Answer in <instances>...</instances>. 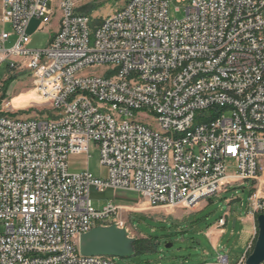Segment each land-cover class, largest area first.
Returning a JSON list of instances; mask_svg holds the SVG:
<instances>
[{"label": "built area", "instance_id": "obj_1", "mask_svg": "<svg viewBox=\"0 0 264 264\" xmlns=\"http://www.w3.org/2000/svg\"><path fill=\"white\" fill-rule=\"evenodd\" d=\"M51 2L0 0V24L12 29L0 33V66L29 72L32 92L54 115L21 125L10 104L0 111V264H117L79 253V237L93 226L128 230L126 208L96 210L91 186L135 193L153 208L190 209L226 186L251 183L249 214H264V0H188L181 19L169 18V0H128L126 12L100 21L93 50H86L88 15L76 0H60L57 31L46 48L29 50L28 25L48 22ZM185 57L196 67H180ZM103 66L114 74L84 72ZM200 71L211 78L194 81ZM142 78L152 86L142 87ZM222 103L238 105V113H221ZM140 111L155 116L154 131L133 117ZM205 111L210 124L186 130ZM91 147L104 181L68 172V157L88 156Z\"/></svg>", "mask_w": 264, "mask_h": 264}, {"label": "rangeland", "instance_id": "obj_2", "mask_svg": "<svg viewBox=\"0 0 264 264\" xmlns=\"http://www.w3.org/2000/svg\"><path fill=\"white\" fill-rule=\"evenodd\" d=\"M128 0H81L77 3L78 12L89 17L90 46L94 40L93 34L100 21L122 9ZM188 0L180 2L169 0L168 16L170 19H181ZM52 14L48 22L34 18L27 28L30 39L29 50H43L59 25L60 11L57 3H49ZM178 10V11H176ZM12 33L9 24H0L1 32ZM15 35L4 44L9 49L15 42ZM85 73H93L111 77L114 72L111 66L95 69H85ZM29 72H9L6 65L0 66V111L4 106H10L17 111L13 117L20 120L36 119L37 117L54 118L53 112L41 104L32 92ZM108 112V111H107ZM195 115L194 127L207 121V113ZM214 114L215 111H210ZM221 113H227L221 110ZM114 115V112H112ZM135 119L143 122L152 130L156 129L155 116L146 111L133 112ZM97 151L91 147L89 155H70L67 159L69 173H79L89 170L95 179L104 181L107 170L99 165ZM231 162H227V175L234 174ZM251 183L229 185L205 201H201L190 209L153 208L139 195L132 192L110 189L99 192L94 186L89 189V199L92 206L100 211L108 203L124 205L122 219L127 222L131 237L138 242V250L151 252L159 247L157 254L135 255L127 259L114 258L117 264H215L220 257L227 259L229 264H244L245 253L251 254L256 239L257 226L254 217L249 214ZM225 219V225L219 221ZM0 232L2 227L0 226ZM172 244L166 248L167 244ZM264 264V263H263Z\"/></svg>", "mask_w": 264, "mask_h": 264}, {"label": "water", "instance_id": "obj_3", "mask_svg": "<svg viewBox=\"0 0 264 264\" xmlns=\"http://www.w3.org/2000/svg\"><path fill=\"white\" fill-rule=\"evenodd\" d=\"M257 239L251 254L244 264L264 263V214L256 217ZM136 239L131 237L125 228L115 224L96 226L79 237V253L82 256H103L110 258L127 259L135 256ZM172 244H167L169 248Z\"/></svg>", "mask_w": 264, "mask_h": 264}, {"label": "bare ground", "instance_id": "obj_4", "mask_svg": "<svg viewBox=\"0 0 264 264\" xmlns=\"http://www.w3.org/2000/svg\"><path fill=\"white\" fill-rule=\"evenodd\" d=\"M81 0H76L77 3ZM56 2L57 7H60V0H52L51 3ZM127 3L125 6L120 9L118 12H126ZM258 15H264V3L258 6ZM89 25V22H88ZM89 29V27H88ZM92 45L90 46L89 38H87L86 42V50H93L95 49V38L92 41ZM180 67L182 68H190L196 67V59L193 57H185L184 60H180ZM211 78V71H200V72H193V79L194 81H202L203 79ZM121 81H131V73H122L121 74ZM152 86V79L150 78H142V87H151ZM227 96L228 97H236V90L235 89H227ZM187 106H196V97H188L187 99ZM221 110H226L227 113H238V105H234L233 103H222ZM112 119H122V112H114L112 115ZM207 121L202 124H210V116L206 117ZM194 120L191 119L190 122H186V130H194ZM21 125H36V119H29V120H20ZM196 127H201L199 124ZM144 130L147 131H154L148 126L143 125ZM168 135H176V128H168ZM96 226H93L95 228Z\"/></svg>", "mask_w": 264, "mask_h": 264}, {"label": "trees", "instance_id": "obj_5", "mask_svg": "<svg viewBox=\"0 0 264 264\" xmlns=\"http://www.w3.org/2000/svg\"><path fill=\"white\" fill-rule=\"evenodd\" d=\"M256 217H257V214L254 215L255 222H256ZM255 225H256V223H255ZM137 246H138V242L136 241L135 242V250H136V254L135 255L157 254L159 252V247L158 246H156L154 248V250L151 251V252L150 251L149 252H141V251L138 250ZM248 256H249V253H245L244 258L246 259Z\"/></svg>", "mask_w": 264, "mask_h": 264}, {"label": "crops", "instance_id": "obj_6", "mask_svg": "<svg viewBox=\"0 0 264 264\" xmlns=\"http://www.w3.org/2000/svg\"><path fill=\"white\" fill-rule=\"evenodd\" d=\"M56 31H57V29H56ZM56 31H55V32H56ZM55 32H54V33H55ZM54 33H53V35H54ZM53 35H52V36H53ZM52 36H51V37H52ZM93 149H94V148H93ZM86 171H89V170H86ZM83 172H84V171H83ZM89 172H90V171H89ZM79 173H81V172H79ZM90 173H91V172H90ZM119 206L125 207L124 205H119ZM242 258H244V255H243Z\"/></svg>", "mask_w": 264, "mask_h": 264}]
</instances>
